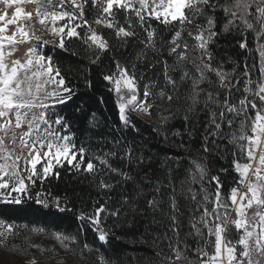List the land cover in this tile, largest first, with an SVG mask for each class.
Segmentation results:
<instances>
[{"label":"snow or ice","instance_id":"snow-or-ice-1","mask_svg":"<svg viewBox=\"0 0 264 264\" xmlns=\"http://www.w3.org/2000/svg\"><path fill=\"white\" fill-rule=\"evenodd\" d=\"M25 3L35 6L34 14L24 10ZM0 4V203L34 201L45 209L71 213L78 221L72 234L0 219V249L25 258L30 249L60 254L56 245L44 248L34 243L32 236L37 235L54 239L60 250L79 257L80 264H120L81 242L79 235L91 230L101 244L112 237L123 240L117 228H130L138 217L151 213L152 225L167 224L153 235L155 261L147 259L146 264H264V0ZM13 8L9 18L7 10ZM89 8L97 10L94 23L113 32L121 52L85 19ZM33 16L39 29L30 23ZM18 21H28L29 26ZM10 25L15 30L7 34ZM84 27L82 34L78 29ZM249 35L256 44L258 65L245 61L241 71L239 61L214 50L220 38L230 36L242 37L237 43L248 49ZM75 40L85 46L88 66L83 69L65 70L45 52L51 45L78 56L70 48ZM132 41L138 46L125 55ZM23 45H28L23 57L13 58ZM106 54L114 70L101 75L116 97L122 135L112 137L107 150H93L77 145L71 125L56 109L78 94L79 82H73L77 76L85 89H92L91 67H100ZM118 54L125 55L123 62ZM252 69L259 73L255 79ZM132 113L153 118V131L162 140L180 138L177 147L184 156L159 162L163 178L154 175V158L123 135L139 132ZM171 121H180L182 130ZM90 123L95 124L94 113ZM229 156V167L216 166ZM61 169L87 177L105 202L95 200L90 209L74 207L66 195L45 189L46 183L60 178ZM230 171L236 174L235 186L225 191L222 177ZM113 193L118 199L110 205ZM184 220L188 230L182 236ZM25 264L39 260L32 256Z\"/></svg>","mask_w":264,"mask_h":264},{"label":"trees","instance_id":"trees-1","mask_svg":"<svg viewBox=\"0 0 264 264\" xmlns=\"http://www.w3.org/2000/svg\"><path fill=\"white\" fill-rule=\"evenodd\" d=\"M95 14H98L97 10L89 8L86 11L85 19L88 20L92 27L96 28L109 39L115 52H121L122 49L120 44L116 41L113 32L101 26H95ZM120 19L121 22H123L122 14ZM78 31H81L83 34V32L86 31V27L78 29ZM165 35H167V33H165ZM238 39H242V37H222L215 45L214 50L218 56L230 58L232 61H239L240 70L242 71L245 61L249 65L254 62L257 63V55L255 42L250 35L248 38V49H241L237 43ZM135 46H138L136 41L130 42L125 55L132 52ZM84 47L85 46L79 40H75L70 46V48L75 49L76 52L79 53L78 56L72 55L71 52H63L58 48L53 49L51 45L45 48V52L54 55L55 59L61 63L65 70L69 68L78 70L88 66V62L83 55ZM125 55L118 54L117 58L123 62ZM227 67L231 68L232 65L229 64ZM113 70L114 66L111 63V59L106 54L103 64H101L100 67H91L90 78L93 81L92 89H85L83 80L77 76L73 82H79L80 88L78 94L73 97L71 101L58 106L56 109L60 115L66 117L68 123L71 125V131L76 134L77 145L83 143L93 150H107L111 147L108 141L112 137L122 135V133L118 131L120 128V120L116 105V97L113 92L108 90L110 86L102 79L101 75L102 71L107 72ZM241 87H243V85H241ZM101 97L103 98V102H101ZM93 113L95 114L94 125L90 123ZM153 116H158V113H154ZM134 123L139 129V132L135 133L129 131L123 133V135H125L127 139L134 141L137 147L154 158V175L163 178L164 170L160 168L159 162L165 158H171L175 161L177 157L182 158L184 156L183 149L177 147L180 143V138L174 137L169 141L162 140L157 133L153 131V128L156 127L153 118H149L148 121L134 120ZM170 123L174 125L175 128H180L182 130V123L180 121H171ZM184 139L186 141L187 136H185ZM198 143L199 140L197 139V145ZM230 160V156L227 160H218L216 161V166L229 167ZM181 163L186 165L187 161L181 160ZM173 167H175V164H173ZM60 172V178L58 180L53 179L50 183H46L44 185L45 189H50L54 195H60L61 197L66 195L74 207L86 206L90 209L95 200H99L100 203L105 202L104 194L98 192L87 177L75 175L74 173H70L67 169H61ZM235 176L236 174L230 171L227 175L222 177L225 181V191H228L231 186H235ZM112 196L113 200L109 202L110 205L116 202L118 193H113ZM183 204L184 202L181 201L182 206ZM98 206L99 205H97V207ZM142 206L145 205L142 203ZM156 218L159 220L160 216L157 215ZM0 219L16 225L27 224L29 227H31L32 224L39 225L48 231L53 229L60 231L66 230L68 233L72 234H76L78 224L73 214L59 213L55 209H44L34 201H28L21 205H0ZM151 220L152 215L149 213L146 218L138 217L130 228H117L116 234L118 236H125L126 239L117 240L115 237H112L106 245H100L96 235L91 230H87L83 235H79V239L81 242L86 241L90 246L99 249L101 254H105L113 259H119L120 264H146L147 259L155 261L154 250L151 246L153 235L157 232H162L167 224V222H164L162 224L152 225ZM111 223L112 220L109 219V224ZM146 225L149 226L148 231H146ZM187 230V221L184 220L181 235L183 236ZM141 236L144 237L143 240H140ZM38 260L39 264H56L54 261L50 260H45L43 262H41L39 258ZM19 261L20 262L17 264H24L25 259ZM65 261L66 264H80L79 257L73 258L70 254L67 255Z\"/></svg>","mask_w":264,"mask_h":264},{"label":"rangeland","instance_id":"rangeland-1","mask_svg":"<svg viewBox=\"0 0 264 264\" xmlns=\"http://www.w3.org/2000/svg\"><path fill=\"white\" fill-rule=\"evenodd\" d=\"M21 6L24 8V10L26 12H33V14L35 13V6L33 4L25 3L24 5H21ZM3 8H4V6L2 4H0V9H3ZM7 11L9 13V18H11V13L14 11V8L13 9H8ZM97 15L95 14V17ZM18 23H22L26 28L29 26V22L28 21H18ZM30 23L36 25V27L39 29L40 26L38 25V22L36 21L35 16H33V20ZM95 26H99V25L95 24ZM13 30H15V26H11L10 25L9 26V31H8L7 34H10V32L13 31ZM36 34L37 35H42L45 39H49V40L52 39V37L49 34L41 32V31H37ZM190 43H191V41H190ZM27 47H28V45L21 46L18 49V51L14 54L13 58H22L24 53L27 50ZM255 49H256V44H255ZM256 55H257V65H258L259 64V54H258V52H256ZM252 75H253V78L255 79V78L258 77L259 73L257 72L256 69H252ZM237 95H239V94H237ZM131 115H132L133 121L134 120H137V121H139V120L140 121H148L149 120V117L145 116V115H138L137 113H132ZM22 130H27V129L25 127L23 129L17 130V134H19V132L22 131ZM0 205H13V204L0 203ZM42 208H44V207H42ZM108 223H109V221H108ZM33 226L40 227L39 225L32 224L31 227H33ZM32 241L34 243H37V244H42L44 246V248H49V247H52L53 245H56V251H58L60 254L59 255H54L52 252H49V251H44L43 253H41L37 249H30V255L25 258V257H21V256H18V255H13L11 253L5 252L4 250L0 249V263L17 264L18 262H20L19 260H21V259H25V260L26 259H31L32 256H35V257H37V259L39 258L41 262H43L45 260H50V261H54L57 264V261H59L61 259H63L65 261V259L67 258V255L69 254L67 252H64V251L60 250L59 245L56 244L54 239L46 238L45 236L33 235L32 236ZM99 244L100 245H106L107 243L101 244V242L99 241ZM209 250L211 251V249H209ZM24 264H25V262H24Z\"/></svg>","mask_w":264,"mask_h":264}]
</instances>
